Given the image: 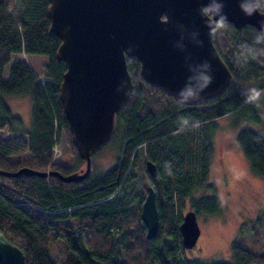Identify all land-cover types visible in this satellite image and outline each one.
Returning <instances> with one entry per match:
<instances>
[{
  "label": "trees",
  "instance_id": "trees-1",
  "mask_svg": "<svg viewBox=\"0 0 264 264\" xmlns=\"http://www.w3.org/2000/svg\"><path fill=\"white\" fill-rule=\"evenodd\" d=\"M49 6L50 0H0V129L13 132L0 136L2 170L27 166L68 174L85 163L60 99L67 64L57 57L61 39L50 33ZM259 7L264 11V0ZM214 43L231 69L232 81L221 93L196 104L147 83L140 61L128 58L134 89L117 114L108 144L119 132L118 154L106 171L93 170L82 182L0 174V231L23 250L27 264H264V210L251 224V233L233 241V263L180 257L185 212L222 211L217 195L192 196L197 188L213 187L209 167L221 118L237 114L257 122L264 119V30L251 25L237 29L222 19L216 22ZM19 53L48 57L44 81L27 59L15 57ZM12 93L31 95L30 129L7 104L5 95ZM236 139L251 168L264 176V131L244 127ZM61 140L71 148L75 165L51 161L52 148ZM139 159L144 165L151 160L158 168L152 186L158 192L160 226L152 238L141 217L143 196L124 191Z\"/></svg>",
  "mask_w": 264,
  "mask_h": 264
},
{
  "label": "water",
  "instance_id": "water-1",
  "mask_svg": "<svg viewBox=\"0 0 264 264\" xmlns=\"http://www.w3.org/2000/svg\"><path fill=\"white\" fill-rule=\"evenodd\" d=\"M48 15L50 33L61 39L57 57L67 64L60 99L85 166L68 174L23 166L0 169L2 175L86 180L94 170L93 156L114 137L117 114L133 93L128 58L140 61L147 83L196 104L221 93L233 77L214 43L216 22L264 30L259 0H50ZM146 169L150 176L158 175L151 160ZM141 217L152 238L160 226L153 186L147 187ZM180 232L184 247H194L201 235L194 210L183 215ZM0 264H27L23 250L2 231Z\"/></svg>",
  "mask_w": 264,
  "mask_h": 264
},
{
  "label": "rangeland",
  "instance_id": "rangeland-1",
  "mask_svg": "<svg viewBox=\"0 0 264 264\" xmlns=\"http://www.w3.org/2000/svg\"><path fill=\"white\" fill-rule=\"evenodd\" d=\"M260 8V7H259ZM16 58H25L34 69L41 74L45 70L48 61L47 56L19 53ZM5 100L14 115L20 116L25 129H30L32 97L29 94H7ZM264 114V104L260 106ZM220 127L214 134V152L209 167V183L213 187L197 188L193 195L201 197L205 195H217L222 202V211L215 215H198L201 228L199 240L192 248H182L180 257L200 258L205 261L234 262L232 243L239 240L240 234L249 235L251 224L255 223L258 216L264 210V176L257 174L250 166L248 158L237 143V135L244 127L264 131V119L260 122L241 117L237 114L224 116L220 120ZM13 135L7 128L0 129V136ZM118 135V137H117ZM117 140L93 156V165L96 172L106 171L114 165L118 154L119 132ZM63 140V138H62ZM57 142L52 148V162L57 161L65 166L75 165V157L71 153L69 145L63 141ZM18 156H13L17 158ZM139 159L135 166L129 184L125 188L127 195H142L145 199L147 191L144 187H156L155 177L150 176ZM85 164V163H84ZM82 164L80 167L85 166ZM158 194V192H157ZM132 205L138 201H133ZM142 200L141 204H143ZM187 207L188 204H187ZM188 210L185 208L184 212ZM251 247V246H249Z\"/></svg>",
  "mask_w": 264,
  "mask_h": 264
},
{
  "label": "clouds",
  "instance_id": "clouds-1",
  "mask_svg": "<svg viewBox=\"0 0 264 264\" xmlns=\"http://www.w3.org/2000/svg\"><path fill=\"white\" fill-rule=\"evenodd\" d=\"M259 95V93H256V96H258Z\"/></svg>",
  "mask_w": 264,
  "mask_h": 264
}]
</instances>
